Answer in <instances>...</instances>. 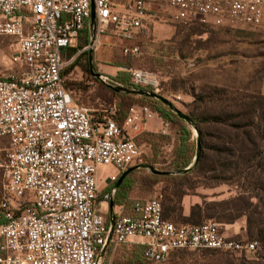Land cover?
<instances>
[{"label":"built area","instance_id":"2783aa9c","mask_svg":"<svg viewBox=\"0 0 264 264\" xmlns=\"http://www.w3.org/2000/svg\"><path fill=\"white\" fill-rule=\"evenodd\" d=\"M169 23L264 30V0H0V39H11L14 49L0 69V264H112L129 244L142 246L149 264H168L179 251H257V242L228 238L219 223L164 220L159 197L114 206L110 214L118 177L144 163L143 146L128 131L138 130L140 116L120 126L111 104L95 118L76 103L62 72L97 50L104 35L137 59L138 41ZM85 30L89 44L65 60ZM118 70L137 87L161 86L156 73ZM99 81L111 82L104 75ZM100 166L116 172L100 180Z\"/></svg>","mask_w":264,"mask_h":264},{"label":"rangeland","instance_id":"374dc122","mask_svg":"<svg viewBox=\"0 0 264 264\" xmlns=\"http://www.w3.org/2000/svg\"><path fill=\"white\" fill-rule=\"evenodd\" d=\"M182 29L183 25L171 23L157 25L149 36L138 41L141 56L131 64L120 57L118 48L122 42L115 37L104 35L98 49L88 51L89 55L92 52L93 70L99 75L107 76L111 81L110 84H113V88L127 90V92H120L128 95H138L133 93L138 91L127 89L113 82L119 74L118 68L143 69L156 73L160 77L161 86L159 95L154 94L163 98L170 106L156 98H147L157 101L180 119L183 118L177 112L188 117L196 112L212 108L213 104L210 103L203 107L199 106L193 95H202L213 88L225 89L233 93L236 91L238 92L236 97H251L257 93L264 96V30L245 27L211 28L205 29L207 32L202 36H190L189 41L184 43L183 40L187 33L179 34ZM178 34L179 37L176 36ZM12 44L11 39H0V69L3 68V59L7 60L14 54ZM84 63L85 59L82 65ZM127 78L130 84L131 75H128ZM64 82L68 84L66 88L74 92L76 103L90 110L91 115H94L95 118L99 115L97 111L111 105L103 100L104 92L98 90L99 84L86 78L80 66L65 76ZM88 82L92 84H87ZM114 103L119 102L114 101ZM145 106L148 107V111L138 105H126L123 109L124 117L131 114L140 116V121L137 122V131L127 128L131 136L139 145L143 146L145 151L143 165L140 168H135V172L131 176V180H135V182L130 184L127 198L123 202L124 205H129L133 200L155 197L164 201L165 195H167L164 191H170L169 186L164 182L150 186L147 177L152 174V170L171 172L167 169L176 143L174 127L166 124L150 104ZM192 133V141L195 142L197 133L194 129H192ZM149 135L170 137L171 140L169 143L159 142L154 149L152 147L154 141ZM153 158L154 161H152ZM192 167L193 164L189 168ZM115 172V168L112 166H100L98 169L100 180H103L107 175H114ZM248 174L247 180L240 182L234 180L231 184L219 183L214 174H207L204 178L194 177V173L189 175L192 188L186 190V196L182 200L183 215L188 216L190 207L196 204H210L235 199L243 195L246 202L251 205L249 211L255 214L262 212L264 216V210L254 196L258 194L264 197V187H262L264 186V172L254 170ZM176 175L178 174L175 173L171 176ZM3 183V171L0 169V194ZM103 188L104 186L101 185L100 189ZM210 221L219 223L217 219ZM223 227L226 237L247 239L245 218L231 225H223ZM133 247H136L135 244L120 247L114 255L112 264H116V261L121 262ZM258 247H260L259 244ZM246 258L247 260L264 259V249L260 247L256 252L247 254ZM224 260L225 258L220 255L211 256L204 252L181 251L174 255L168 264H222Z\"/></svg>","mask_w":264,"mask_h":264},{"label":"trees","instance_id":"16d2710c","mask_svg":"<svg viewBox=\"0 0 264 264\" xmlns=\"http://www.w3.org/2000/svg\"><path fill=\"white\" fill-rule=\"evenodd\" d=\"M211 29L207 26L193 25L183 26L179 34L186 32L183 42H188L190 36H202ZM176 36H180V35ZM89 44V31L85 30L81 33L76 47L69 48L64 51V59L70 60L76 56L84 47ZM181 46V45H180ZM181 50V47H179ZM119 50V48H118ZM120 57L132 63L137 59H131L123 56L119 51ZM85 59L84 65H82ZM127 65V64H126ZM80 66L86 78L96 81L99 84V91L104 92L103 100L107 103H113L117 106L119 117L117 123L123 126L127 116H123V109L126 105H138L148 108L146 104H150L154 111L166 123L174 127V135L176 143L172 155L171 162L168 165V171L179 173L176 176H161L151 174L147 177L150 186L158 182L166 183L170 191H164V201H162L164 220L174 224H192L199 225L205 220L217 219L223 225H231L236 221L245 218L246 238H232L235 241L257 242L264 249V216L261 212L251 213L249 211L250 204L246 202V198L241 195L238 198L214 202L210 204H196L189 209L188 216L182 213V200L186 196V190L192 188L189 175L194 173V177L204 178L207 174H214L216 180L221 184H231L247 180L248 173L251 171L262 170L264 172V96L257 93L251 97L239 96L238 92H229L225 89L213 88L209 92L202 95H193L195 102L199 106H206L207 103L213 104L209 110H202L196 114L189 115L186 120L180 119L175 113L168 108L163 107L160 103L145 96L128 95L123 92H117L113 88V84L102 83L91 75L90 62L88 52H83L75 60L67 66L62 72L64 78L70 74L76 67ZM129 73L120 72L113 80L114 83L122 85L130 90L138 92H151L157 95L159 90L150 88L137 87L133 85ZM127 76V77H126ZM65 84V82H64ZM68 84H65L67 87ZM117 101L119 103H114ZM194 129L198 136L196 141H192ZM152 139V147L156 149L161 141L170 142V137H156L149 135ZM197 143L200 146V156H197ZM155 159L153 158L152 161ZM193 164V167L186 173L185 170ZM135 169L127 174L123 182L117 188L113 203L115 207L124 205L123 203L130 188V184L135 182L131 180ZM246 174V176H244ZM120 179L118 177L116 183ZM116 183L114 185H116ZM264 187V186H262ZM112 186L107 187L103 192H107ZM260 206L264 210V200L262 196L256 194ZM251 198V197H249ZM131 248L125 258L116 264H149L143 258L144 248L139 245ZM258 247V249L260 248ZM257 249V250H258ZM181 252V251H179ZM173 253L170 260L177 253ZM209 255H220L225 258L222 264H264V259L247 260L246 253H219L207 251Z\"/></svg>","mask_w":264,"mask_h":264},{"label":"water","instance_id":"95a60500","mask_svg":"<svg viewBox=\"0 0 264 264\" xmlns=\"http://www.w3.org/2000/svg\"><path fill=\"white\" fill-rule=\"evenodd\" d=\"M91 23H92V25L94 24V11H92ZM89 62H90V71H91V75H92L94 78L99 79V78H100V75L97 74V73H95L94 70H93V66H92V52H90V55H89ZM116 91H117V92H120V91L127 92V90H124V89H116ZM133 93H136V94H138V95H142V96H146V97H153V98H156V99H158L159 101H161V102L167 104L168 106H170L168 103H166V101H165L163 98H161V97L155 95L154 93H153V94H151V93H149V92H133ZM177 114H178L180 117H182L184 120L187 119L186 117L180 115L178 112H177ZM196 133H197V132H196ZM197 136H198V133H197ZM197 146H198V147H197V156H196L195 161H197V160L199 159V156H200V146H199V143H197ZM134 169H135V168H134ZM134 169H129V170H127L126 172H124V173L120 176V179H119L118 182L116 183L115 187L118 188V187L120 186V184L122 183V181L124 180V178L127 176V174H128L129 172H131L132 170H134ZM190 169H191V168L186 169L184 173L188 172ZM152 173H153V174H156V175L167 176V175H173V174H175L176 172H175V173H173V172H159V171H156V170H152ZM176 174H179V173H176ZM113 208H114V203L111 202V203H110V214H111V215H112V213H113ZM111 220H112V219H111Z\"/></svg>","mask_w":264,"mask_h":264}]
</instances>
